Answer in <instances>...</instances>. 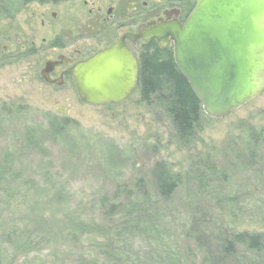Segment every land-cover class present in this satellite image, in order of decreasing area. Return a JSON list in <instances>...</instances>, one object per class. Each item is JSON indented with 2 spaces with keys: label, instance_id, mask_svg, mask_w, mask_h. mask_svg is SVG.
Here are the masks:
<instances>
[{
  "label": "rangeland",
  "instance_id": "rangeland-1",
  "mask_svg": "<svg viewBox=\"0 0 264 264\" xmlns=\"http://www.w3.org/2000/svg\"><path fill=\"white\" fill-rule=\"evenodd\" d=\"M84 1L89 7L91 0L14 5L6 18L8 2L0 0V264L108 259L95 247L91 228L69 237L58 228L77 218L117 227L125 216L105 217L99 205L101 196L114 192H146L140 217L156 223V232L115 233L117 264L263 263L264 249L240 247L223 257L221 244L244 231L264 241V92L221 120L203 114L200 132L185 148L176 144L168 117L143 103L138 90L117 106L84 105L71 81L50 87L41 80L43 54H36L53 42L67 15L88 10ZM30 33L36 51L28 56ZM250 128L263 132L258 164L232 151L255 146ZM207 159L218 174L206 172ZM156 162L189 175L169 201L155 196L150 171ZM200 174L210 177L207 187ZM233 195V202L225 201ZM7 229L19 232L7 241Z\"/></svg>",
  "mask_w": 264,
  "mask_h": 264
},
{
  "label": "water",
  "instance_id": "water-1",
  "mask_svg": "<svg viewBox=\"0 0 264 264\" xmlns=\"http://www.w3.org/2000/svg\"><path fill=\"white\" fill-rule=\"evenodd\" d=\"M165 34L207 118L221 120L264 92V0H197L184 25L160 24L139 37ZM69 73L79 101L91 107L118 105L136 86V62L120 43Z\"/></svg>",
  "mask_w": 264,
  "mask_h": 264
},
{
  "label": "trees",
  "instance_id": "trees-1",
  "mask_svg": "<svg viewBox=\"0 0 264 264\" xmlns=\"http://www.w3.org/2000/svg\"><path fill=\"white\" fill-rule=\"evenodd\" d=\"M32 1L42 0H16L15 2L7 0L8 3L5 4L6 7L3 10L4 15H7L6 18H10L11 13L15 11L13 10L14 5H16L17 9L21 10L22 7ZM139 87L141 101L146 105L157 106L170 120L176 144L183 148L191 144L200 132L201 116L203 113L199 102L176 69L173 63L172 52L160 50L152 53L143 52ZM247 134L249 140L254 142L255 146L249 149L244 148V150L232 151H234L236 158L241 157L242 155L240 154H247L250 160L258 164L259 146L257 144H259L263 132L260 134L250 128L247 130ZM208 159L205 165L206 172L212 176L213 174H218L215 165L210 163ZM150 174L156 191L154 192L155 196L158 200L164 202L169 201L183 181H187L189 177L188 175L183 178L181 175L173 174L169 166L163 162L154 163ZM221 177H223V173ZM209 178L204 177L203 180V176L200 174L198 181L207 187V183L209 185ZM230 197L225 196V201L228 202L229 200L233 202L236 199L234 195V198ZM148 200L146 192H114L111 195H103L100 198L99 205L105 217L112 218L118 214L125 216V219L117 227L116 225L106 227L98 222H94L93 218L90 221L77 218L74 222L68 223L66 227L58 229L61 232L64 230L62 233L65 234V237H69L68 234L72 232H78L80 236L83 230L87 231L91 228L90 232L93 231L97 235H92L95 238L93 239L95 247L103 249L107 253L104 257L107 255L108 259L99 260L91 256L87 260L88 264H117V249L113 241L115 233L120 228L124 229L123 231H127V233L156 232V223L152 225V221L140 217V211L145 203H148ZM102 222L105 223V221ZM5 232H7L6 240L8 241L13 233H18L19 231L17 229H7ZM59 234L61 235L60 232ZM14 243L13 240L12 244L14 245ZM240 247H244L252 252H261L264 249L263 235L245 231L231 233L223 238L221 254L223 257H232ZM260 264H264V262Z\"/></svg>",
  "mask_w": 264,
  "mask_h": 264
},
{
  "label": "flooded vegetation",
  "instance_id": "flooded-vegetation-1",
  "mask_svg": "<svg viewBox=\"0 0 264 264\" xmlns=\"http://www.w3.org/2000/svg\"><path fill=\"white\" fill-rule=\"evenodd\" d=\"M64 1L69 0L32 1L26 6L36 4L41 8ZM196 1L91 0L89 7L88 2L84 1L83 5L88 10L85 13L67 15L64 26L54 31V40L49 45L40 46L36 51L32 42L34 36L30 33L28 35L30 47H27V54L31 56L35 51L36 54H43L39 76L46 85L58 87L67 81H71L74 85L69 71L77 64L120 43L136 62V86L126 99L128 100L136 90L140 96L143 52L152 53L156 50L172 52L173 49L168 34L159 40L151 38L145 42L139 35L144 30L160 24L184 25ZM42 17H45V13ZM51 18L56 20V14H51ZM41 45H46L45 39H42Z\"/></svg>",
  "mask_w": 264,
  "mask_h": 264
},
{
  "label": "bare ground",
  "instance_id": "bare-ground-1",
  "mask_svg": "<svg viewBox=\"0 0 264 264\" xmlns=\"http://www.w3.org/2000/svg\"><path fill=\"white\" fill-rule=\"evenodd\" d=\"M122 103V102H121Z\"/></svg>",
  "mask_w": 264,
  "mask_h": 264
}]
</instances>
